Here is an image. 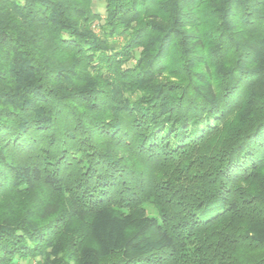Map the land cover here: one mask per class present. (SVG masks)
Returning a JSON list of instances; mask_svg holds the SVG:
<instances>
[{
    "label": "trees",
    "instance_id": "1",
    "mask_svg": "<svg viewBox=\"0 0 264 264\" xmlns=\"http://www.w3.org/2000/svg\"><path fill=\"white\" fill-rule=\"evenodd\" d=\"M94 1L0 0V264H264V0Z\"/></svg>",
    "mask_w": 264,
    "mask_h": 264
},
{
    "label": "rangeland",
    "instance_id": "2",
    "mask_svg": "<svg viewBox=\"0 0 264 264\" xmlns=\"http://www.w3.org/2000/svg\"><path fill=\"white\" fill-rule=\"evenodd\" d=\"M94 4H95V11L98 12V13H102L103 12V7H104V2L101 1V0H95L94 1ZM159 80H166L167 82H174L175 79L173 78H167V77H163L162 79H159ZM151 207H148L147 210H148V213H151L150 211L152 209H150ZM40 261V258H36L35 260L31 261L30 263L28 262H20V264H38Z\"/></svg>",
    "mask_w": 264,
    "mask_h": 264
}]
</instances>
